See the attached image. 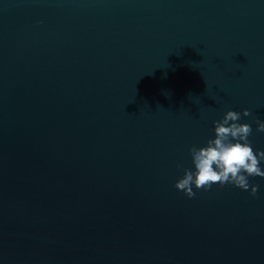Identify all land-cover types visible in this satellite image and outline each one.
<instances>
[{"label":"water","instance_id":"water-1","mask_svg":"<svg viewBox=\"0 0 264 264\" xmlns=\"http://www.w3.org/2000/svg\"><path fill=\"white\" fill-rule=\"evenodd\" d=\"M229 108L264 0H0V264H264V177L175 186Z\"/></svg>","mask_w":264,"mask_h":264},{"label":"clouds","instance_id":"clouds-1","mask_svg":"<svg viewBox=\"0 0 264 264\" xmlns=\"http://www.w3.org/2000/svg\"><path fill=\"white\" fill-rule=\"evenodd\" d=\"M250 114L248 108L237 111L229 108L223 116L213 121L214 135L202 145H191L193 167H185L184 174L175 186L188 196H194L195 188L210 189L214 182L221 185L234 184L245 190L251 187L256 194L259 184L251 183L250 176L264 177V149L254 150L249 139L252 124L241 122L242 116ZM258 131H264V119L257 117ZM182 165L178 164V167Z\"/></svg>","mask_w":264,"mask_h":264}]
</instances>
